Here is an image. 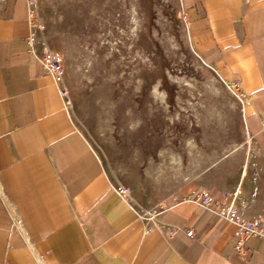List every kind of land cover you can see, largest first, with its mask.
I'll use <instances>...</instances> for the list:
<instances>
[{"label":"crops","instance_id":"1","mask_svg":"<svg viewBox=\"0 0 264 264\" xmlns=\"http://www.w3.org/2000/svg\"><path fill=\"white\" fill-rule=\"evenodd\" d=\"M182 2L195 49L250 98L244 126L264 156V0ZM30 27L26 0L0 1V264H264V239L241 246L221 196L151 215L118 192L31 54Z\"/></svg>","mask_w":264,"mask_h":264},{"label":"rangeland","instance_id":"2","mask_svg":"<svg viewBox=\"0 0 264 264\" xmlns=\"http://www.w3.org/2000/svg\"><path fill=\"white\" fill-rule=\"evenodd\" d=\"M36 2V50L63 72L80 127L104 153L127 198L151 215L198 199L203 191L230 203L247 164V198L235 208L249 216L262 214L264 156L244 126L247 97L239 82L222 80L196 56L188 40L191 15L182 0ZM73 37L96 49L94 69L87 73L91 80L74 73L67 61L64 40ZM189 142L218 158L220 169L201 183L183 186L164 166L154 180L151 170L163 154L181 153L182 171L188 170ZM236 145L232 156L224 157Z\"/></svg>","mask_w":264,"mask_h":264},{"label":"bare ground","instance_id":"3","mask_svg":"<svg viewBox=\"0 0 264 264\" xmlns=\"http://www.w3.org/2000/svg\"><path fill=\"white\" fill-rule=\"evenodd\" d=\"M39 3L36 2L34 4V9H36L37 5ZM133 22L135 24H137V18L135 17V15L133 14ZM32 33H33V41L35 44V30H38L39 27H35L34 25L32 26ZM188 40L196 54V56L201 60V62L206 65L207 67L214 69L216 71V73L220 76V78L224 81L227 82H232L233 81V76L230 75L229 73H227L226 71L214 67L212 65L207 64L203 57L201 56V54L195 49L194 46V39H193V35L191 34L190 30L188 31ZM87 42V41H85ZM36 45V44H35ZM90 43L87 42V44L83 45V43L79 42L78 38H67L64 40V50H65V55L67 57V61L70 64L72 70L74 73H77L78 71H80L82 73V75L88 79L91 80L90 75H88L87 73L91 72L94 69V61L97 58V53H96V49L94 46H89ZM37 53V51H36ZM85 71V72H83ZM87 71V72H86ZM60 89L62 91H64L65 86L59 85ZM54 88L57 91V94L59 96V100L61 103V106L63 108H65L70 116L71 119L75 125V127L79 130V132L87 139V141L89 142V144L91 145V147L94 149V151L96 152L97 156L99 157V159L104 163V159L102 154L100 153L99 149H97L94 145V143L92 142L91 138L82 130V128L80 127L77 115L75 113V109H74V104L73 101L71 100V98H65L62 99L60 91L58 89V87L56 86L55 82H54ZM162 101H164V97L161 98ZM250 98H247V102L244 103V113L249 111L250 108V104H249ZM164 108H165V104H164ZM250 140L251 137L249 136ZM253 143V140H252ZM254 144V143H253ZM238 145L235 146V148L232 149H228L225 154L224 157H231L232 153L238 149ZM196 145L192 142H189V144L187 145L185 151H186V155H189L190 157V167L188 168L187 171H182V155L179 152H171L168 156L164 155L161 156L163 161H165L163 163L155 166L154 168H152L151 170V177L154 180H158L160 175L165 171L164 166L168 167L170 170H172L174 172V174H176L179 178V183L183 186L186 185H193L196 183H201L204 181V179L207 177V175L211 174L213 171L220 169V165H217V163L219 162L218 158L215 157H209L207 155H204L203 153H201L198 149H195ZM257 151V150H256ZM110 178V177H109ZM110 180L112 181V178H110ZM249 169L247 164H245L242 167V172H241V178L233 192V196L232 199L228 205L229 208L235 206V204L238 201H244L247 198V194H246V190H245V186L249 184ZM118 183H120L118 181ZM118 192L125 198H127L123 192V187L121 186V188H117ZM131 201V203L137 207V209L141 210L142 214H148L149 211L147 209H144L140 203L134 199L133 197L128 199Z\"/></svg>","mask_w":264,"mask_h":264},{"label":"built area","instance_id":"4","mask_svg":"<svg viewBox=\"0 0 264 264\" xmlns=\"http://www.w3.org/2000/svg\"><path fill=\"white\" fill-rule=\"evenodd\" d=\"M1 2H6L8 0H0ZM28 3V9H29V19L31 24V35L29 38V45L31 48V54L39 60L47 73L53 78V81L55 82L56 86L58 87L62 99L67 98L66 90L62 91L60 89L59 85L64 86V74L61 72L59 66L56 64V62H53L52 60H44L38 52L36 53V45L34 44V37L32 33L33 29V20H34V4L36 0H26ZM65 89V88H64ZM198 203L200 206H203L206 210H208L211 205V197L206 191H203L199 198ZM223 212H227L228 216L230 217L229 220L232 224H235L236 226V233L235 236L240 239L239 244L242 246L244 245L248 240L251 238H262L264 239V211L262 214L249 216L244 213H239L237 211V208L235 206L229 208H223ZM188 235L190 237H195L194 232H189Z\"/></svg>","mask_w":264,"mask_h":264}]
</instances>
